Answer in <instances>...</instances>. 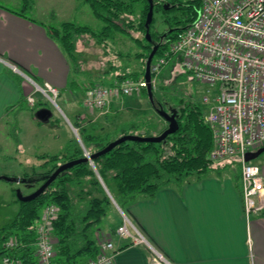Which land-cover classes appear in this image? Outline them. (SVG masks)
<instances>
[{"label":"trees","instance_id":"16d2710c","mask_svg":"<svg viewBox=\"0 0 264 264\" xmlns=\"http://www.w3.org/2000/svg\"><path fill=\"white\" fill-rule=\"evenodd\" d=\"M21 1L23 13L34 5V0ZM81 1L87 4L94 16L104 24L99 33L69 22L63 23L60 27L48 29L50 36L60 43L71 62L75 61L76 43L79 37L87 35L102 44L112 33H126L130 36L133 33L145 35V23L150 7L147 0ZM177 2L178 0H171V2L170 0H154V18L150 26L153 43H149L144 37L140 39L136 34L132 36L143 49V52L137 55L143 71L118 74L116 68L110 66L105 74L108 75L110 82L92 83L82 88L72 81L71 86L74 85L75 89L80 86V91L86 92L93 86L109 84L114 80L126 78L138 80L144 77V68L153 45L160 44L155 60L164 53L178 33L196 18L201 7L199 0L189 1L186 7L189 13L187 19L173 22L167 20V28H175L174 33L169 32L162 39L165 35L163 32L152 31L155 13H162L168 17V12L175 9ZM178 6L180 8V5ZM20 15L23 16L21 13ZM176 61L169 65L170 71H173ZM115 71L116 74L111 75ZM163 71L157 78V89L154 86L157 107L158 103L163 102L156 95L158 88L162 90L164 87L162 84L166 74ZM142 93L145 98L148 97L147 89H144ZM162 105L166 110L165 105L163 103ZM181 105V107H169L177 110L180 128L175 134L168 136L164 142H125L106 155L95 159L94 167L89 163H83L63 172L39 198L28 203L18 200L20 208L17 215L10 224L0 229L2 264L5 258L13 261V264H40L36 251V232L42 213L50 204L59 208V215L53 222L56 251L54 263L88 264L99 254L98 242L107 238L105 234L107 231L101 228L104 221L111 223V236L117 235L118 228L123 225L114 202L130 217L129 207L139 198H153L158 191L166 187L184 183L193 176L207 174L218 162L210 159L214 142L212 130L205 121V111L198 104ZM43 106L44 103L38 102L36 107L44 108ZM152 108L155 110L153 106ZM81 115L77 116L73 126L78 130L79 137L89 155L103 150L116 140L112 139L111 130H105L101 123L88 117L81 119ZM151 125L156 126L149 118L138 117L120 128L121 135L151 137L162 134L166 129L156 134ZM62 157H68L66 162L85 157V151L75 137H70L65 154L38 156L43 161L40 167H44L45 171L34 169L31 173H23L20 178L27 180V184L31 185L30 188L36 190L44 183L43 177L52 175L60 166L58 161ZM48 165H50L49 168ZM10 241L14 242V246H8Z\"/></svg>","mask_w":264,"mask_h":264},{"label":"crops","instance_id":"0c3cea01","mask_svg":"<svg viewBox=\"0 0 264 264\" xmlns=\"http://www.w3.org/2000/svg\"><path fill=\"white\" fill-rule=\"evenodd\" d=\"M79 2L83 1L34 0L33 7L23 13L21 0H0V130L3 135L8 132L5 126L11 114L26 109V105L34 109L38 104L37 101L31 106L28 102L35 87L27 77L41 86L49 84L60 93L70 92L71 105L79 106L74 109L76 119L79 114L84 119L89 118V113H95L83 106L85 91L71 86V61L48 30L72 23ZM106 72L103 75L107 78ZM142 92L114 101L105 114L111 129H118L138 117L156 121L158 129L165 127L150 109L152 106L145 105ZM144 110L145 114L139 113ZM226 160L216 163L203 176H193L184 183L166 187L153 198H139L129 207L134 224L172 264H264V211L249 219L246 217L242 166H232L233 158ZM261 163L258 166L264 176V159ZM110 230L105 234L119 252L114 264H153V254L147 247L130 245L118 235L111 236Z\"/></svg>","mask_w":264,"mask_h":264},{"label":"built area","instance_id":"2783aa9c","mask_svg":"<svg viewBox=\"0 0 264 264\" xmlns=\"http://www.w3.org/2000/svg\"><path fill=\"white\" fill-rule=\"evenodd\" d=\"M201 7L196 18L173 40L161 56L153 60V86L162 71L174 60L173 72L182 71L198 82L219 92H209L203 103L209 106L205 121L213 133L214 147L210 159L220 162L238 157L242 164L243 209L249 219L264 211V176L261 167L246 162V154L264 147V0H199ZM16 67V66H14ZM17 68V67H16ZM34 93L28 97L31 106L42 94L54 106L60 91L34 80ZM142 77L114 80L110 85L89 88L83 106L101 115L109 113L117 99L139 95L146 89ZM78 135V130L75 131ZM85 151L88 156L89 153ZM123 225L117 235L131 245L147 247L153 254V264H172L144 236L132 219L123 211ZM59 208L45 207L37 227L36 251L40 264H55L53 222ZM8 246H14L10 241ZM98 256L88 264H114L115 243L104 238L98 242ZM8 258L3 264H13Z\"/></svg>","mask_w":264,"mask_h":264},{"label":"rangeland","instance_id":"374dc122","mask_svg":"<svg viewBox=\"0 0 264 264\" xmlns=\"http://www.w3.org/2000/svg\"><path fill=\"white\" fill-rule=\"evenodd\" d=\"M189 1L191 0H178L175 9L168 12V17H165L162 13L156 12L155 24L152 31H158L159 33L164 32L167 29V20L170 22L185 21L189 16L186 8L189 5ZM178 5H180V8H178ZM58 17H61L59 12ZM72 23L77 26L88 27L96 33H99L104 25L94 16L90 7L83 2L78 3V9L72 17ZM134 34L139 36L140 39L143 37L146 38V33L145 35L140 33H133L131 35L134 36ZM132 36L126 33H112L107 36L102 44L87 35L79 37L76 43L75 61L71 62L73 83L84 88L86 85L92 83L105 82L109 79H107L108 75H106V78L103 73L110 69V66H114L118 74L143 71V66L137 58V55L142 53L143 49L135 42ZM170 69V66L164 69L163 72L166 74L164 83L162 84L164 87L162 90L158 88L156 92L157 97L163 101L162 103L165 105L166 110H169V107H181V104L189 105L193 103L198 104L204 111H207L209 106L203 103V99L205 96H210L209 92L216 91V93H218L219 85L212 88L209 85L192 79L187 73L182 71L173 72L170 71ZM116 71L111 75H115ZM157 87L158 82L156 81L155 88L157 89ZM36 98L38 102L44 103V108H48L52 112V121L49 123L41 122L35 116L36 112L41 108L36 107L33 109L29 108L28 105H24L26 109H20L18 112L11 114L8 119V126H5L6 131L10 132V135L7 134L8 132L3 135L0 130V177L20 178L23 173H31L34 169L45 171L46 169L44 167H40L43 161L40 160L38 156L63 155L68 149L69 136L76 138L72 127H74L73 124L76 122L74 109H79V106L77 103H72L71 105L69 100L70 92L60 93L56 101L57 107L40 93H37ZM143 99L145 105L150 108L151 103L148 97L145 98L143 96ZM150 109L154 111L155 117L160 119L165 125V127L161 129L153 125L150 126L154 128L153 130L155 131L159 130L160 133L168 124L152 107ZM139 113L145 114V110ZM89 118L101 123L105 130H111L112 139L117 140L122 137L120 128L125 126L124 123L121 124L118 129L112 130L109 127L110 124H108L105 119V115H100L96 112L93 114L89 113ZM152 122L156 125V121L152 120ZM233 159H235L236 162L230 160L231 163H233L232 166H242L238 157ZM263 159L264 154L251 163L262 166L261 161ZM67 160L68 157H62V159L58 161V164L62 165L66 163ZM227 161L228 160H223L217 164ZM49 167L50 165H48V168ZM34 190L33 188H26L21 183H11L4 179H0V229L10 224L19 211L20 203L17 199V191L23 192L24 195H29L33 193ZM116 205L115 207L120 217L124 220L117 207L118 205ZM104 222L101 228L107 231L111 223L107 220ZM0 264H2L1 255Z\"/></svg>","mask_w":264,"mask_h":264},{"label":"water","instance_id":"95a60500","mask_svg":"<svg viewBox=\"0 0 264 264\" xmlns=\"http://www.w3.org/2000/svg\"><path fill=\"white\" fill-rule=\"evenodd\" d=\"M149 3V12L147 14V18H146V23H145V28H146V39L149 43H153V38L151 36L150 33V26L153 22V18H154V0H147ZM167 9V7H166ZM166 34L162 37L165 38ZM160 48V44H154L153 45V49L146 61V65H145V73H144V78L145 81L147 83V94H148V98L149 101L151 103V105L155 108L156 113L163 118L168 126L165 129V131L158 135V136H139V135H124L122 137H120L119 139L111 142L107 147H105L103 150L88 156L87 154H85L84 158L81 159H76V160H72L69 162H66L62 165H60L56 171L50 175V176H45L43 177V181L44 183L37 188L36 190H34L33 193L29 194V195H24L23 192L21 191H17V199L21 202H31L37 198H39L43 193H45V191L48 189V187L65 171H68L70 169H72L73 167L83 164V163H89L91 166L94 167V160L97 159L98 157H101L103 155H106L107 153L111 152L113 149H115L116 147H118L119 145L125 143V142H144V143H162L164 142L168 136L175 134L180 126H179V122H178V112L177 110L174 109H170L168 111H166L163 108L162 103H158V107H157V103H156V99H155V95H154V86H153V78H152V73H151V65L152 62L158 52ZM57 107V106H56ZM36 118L39 119L41 122L43 123H49L52 119V112L49 109L43 108V109H39L36 114H35ZM73 131L75 133L76 129L74 127ZM76 139L78 140L79 144L81 145V147L83 148V150H86L80 137H78V135H76ZM264 154V147L255 151V152H249L246 154V162H253L255 160H257L261 155ZM0 179H4L8 182H17V183H21V184H27V180H23L21 178H9V177H0ZM115 203V202H114ZM116 205V203H115ZM117 206V205H116ZM119 208V206H117ZM119 210H121L119 208ZM122 211V210H121Z\"/></svg>","mask_w":264,"mask_h":264},{"label":"flooded vegetation","instance_id":"af4514ba","mask_svg":"<svg viewBox=\"0 0 264 264\" xmlns=\"http://www.w3.org/2000/svg\"><path fill=\"white\" fill-rule=\"evenodd\" d=\"M175 28H173V27H168L164 32H163V34H168L169 32H171V33H174V30ZM26 188H28V189H31L30 188V184L28 185V184H23Z\"/></svg>","mask_w":264,"mask_h":264}]
</instances>
